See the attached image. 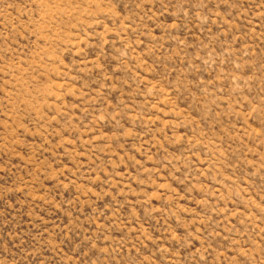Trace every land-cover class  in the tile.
<instances>
[{
	"label": "rangeland",
	"instance_id": "obj_1",
	"mask_svg": "<svg viewBox=\"0 0 264 264\" xmlns=\"http://www.w3.org/2000/svg\"><path fill=\"white\" fill-rule=\"evenodd\" d=\"M0 264H264V0H0Z\"/></svg>",
	"mask_w": 264,
	"mask_h": 264
}]
</instances>
